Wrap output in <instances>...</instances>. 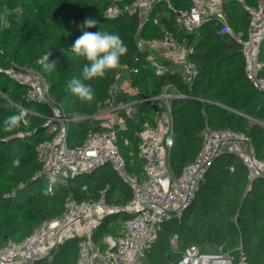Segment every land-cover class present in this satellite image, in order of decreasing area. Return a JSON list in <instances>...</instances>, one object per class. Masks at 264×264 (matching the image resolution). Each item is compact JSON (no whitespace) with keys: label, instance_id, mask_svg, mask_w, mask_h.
Listing matches in <instances>:
<instances>
[{"label":"trees","instance_id":"1","mask_svg":"<svg viewBox=\"0 0 264 264\" xmlns=\"http://www.w3.org/2000/svg\"><path fill=\"white\" fill-rule=\"evenodd\" d=\"M169 1L176 8L188 3V0ZM114 2L0 0V63L8 68L15 62L39 72L56 101L65 105L66 112L83 117L71 122L70 145L82 144L89 132L101 129L94 115L100 110L99 102L107 98L117 70L85 82L91 84L95 94L91 104H81L67 88L73 77H80L86 63L70 48L82 34L79 25L86 18H93L98 21L97 27L88 31L118 34L127 46L121 65H128L125 78L137 91L122 89L116 101L119 104L136 101L134 114L127 117L128 128L119 132V146L128 170L140 176L143 161L139 156L138 133L145 124L155 122L162 108L158 96L169 84L187 95L171 100L174 143L170 163L175 172L179 173L200 151L206 125L246 132L258 156L264 158V126L256 121H264V92L255 89L245 75L241 45L231 35L219 33V25L212 19L191 32L178 28L168 0L157 3L144 21L138 14L109 17L106 11ZM224 7L232 28L245 32L249 14L244 5L239 0H228ZM139 27L140 35L148 39L162 37L169 30L176 32L192 48L189 58L197 73L189 78L179 73L155 74L146 59L149 51L137 50L135 35ZM261 58L264 75V41ZM51 62L56 66L46 68ZM26 93V85L0 72V127L4 118L20 111L16 104L41 113L27 114L28 123L23 122L15 133L0 131V245L21 240L45 220L60 216L70 195L78 200L94 199L105 189L110 203H126L132 198L130 187L109 165L69 178L66 186H51L41 172L36 146L50 137L43 126V115L50 114L52 109L28 100ZM147 98H151L150 103ZM121 113L127 116L126 110ZM257 179L250 181L246 167L233 155L216 158L200 181L193 204L180 216L160 224L157 236L143 256V264H175L192 243L203 251L224 245L225 250L239 256L236 248L241 241L246 264H264V178ZM129 216L117 213L103 219L94 236L102 250L108 246L105 237L116 238ZM171 237H175L176 248L170 242ZM189 239L191 243L186 244ZM77 243L78 237L67 239L54 249L50 258H42L36 264H76Z\"/></svg>","mask_w":264,"mask_h":264},{"label":"built area","instance_id":"2","mask_svg":"<svg viewBox=\"0 0 264 264\" xmlns=\"http://www.w3.org/2000/svg\"><path fill=\"white\" fill-rule=\"evenodd\" d=\"M117 1L108 7L106 13L109 17L123 13L138 14L144 21L161 0ZM227 1L188 0L187 6L176 8L168 0V7L175 12V24L180 29L191 32L212 19L219 25V33L231 35L241 45L248 81L255 89L264 92L261 58L264 0H256V5L239 0L249 14V27L245 32L232 28L224 7ZM154 20L157 21L156 18ZM135 36L138 51L157 48L159 56L151 53L146 56L155 74L179 73L189 78L197 73L195 63L189 58L192 48L184 44L176 32L169 30L162 37L148 39L140 35L139 27ZM127 69L128 65L122 64L116 70L107 98L99 102L100 110L94 117L99 119L101 129L89 132L82 144L70 145L71 122L82 117L68 114L56 102L39 72L15 62L8 68L0 63V72L26 85L28 100L47 104L52 109L50 114L43 115V126L50 137L36 146L41 172L51 186H66L69 178L109 165L132 190V198L126 203H110L105 189L94 199L78 200L68 196L60 216L45 220L21 240H9L0 245V264H36L42 258H50L55 248L72 237H78L76 264H143V256L157 236L160 224L180 216L193 204L199 183L216 158L233 155L246 167L250 181L264 178V158L258 156L251 136L230 127L214 128L210 125L205 126L202 146L195 158L187 162L179 173L173 170L170 163L174 143L171 100L187 95L177 91L172 84L165 86L158 96L162 108L155 122L145 124L138 133L141 139L139 156L143 161L140 176L128 170L119 146V132L128 128L127 117L134 114V103L119 104L116 101V95L122 89L130 92L125 88L128 81L125 83L123 79ZM16 106L25 116L41 115L25 106ZM122 109L126 110L127 116L121 113ZM27 123L25 118L24 124ZM233 167L230 165L231 170ZM117 213L130 216L123 222L116 238L111 235L105 237L108 246L102 250L95 242V232L105 217ZM236 249L239 250L238 258L225 250L224 245L203 251L192 243L183 250L175 264H246L247 255L242 241Z\"/></svg>","mask_w":264,"mask_h":264},{"label":"clouds","instance_id":"3","mask_svg":"<svg viewBox=\"0 0 264 264\" xmlns=\"http://www.w3.org/2000/svg\"><path fill=\"white\" fill-rule=\"evenodd\" d=\"M97 24V20L86 18L79 25L82 34L70 48L76 57L86 61L80 77H73L67 84L70 93L81 104H91L95 98L91 84L85 82L104 78L106 73L120 68L121 58L127 53V46L118 34L102 31L90 32L87 30L97 27ZM55 66V62L45 65L46 68ZM24 121L25 114L23 111L13 113L4 118L0 131L15 133Z\"/></svg>","mask_w":264,"mask_h":264},{"label":"rangeland","instance_id":"4","mask_svg":"<svg viewBox=\"0 0 264 264\" xmlns=\"http://www.w3.org/2000/svg\"><path fill=\"white\" fill-rule=\"evenodd\" d=\"M123 79H124V81H125V83H126L127 81H126L125 75H124V78H123ZM125 88L128 89V90H130V92L132 93V88H131L130 85H127V84H126ZM56 102H57V101H56ZM57 103H58V102H57ZM59 104H60L61 107L64 108L65 111L67 110V108L65 107L64 104H62V103H59ZM70 143H71V142H70ZM71 144H72V143H71ZM224 157H225V156H224ZM234 159L237 160L236 157H234ZM261 179H263V178H258L257 180H258V181H261ZM170 242H171V244L174 246V248L177 247V246H176V240H175V237H171V238H170ZM190 243H191V241H190V239H189V240L187 241L186 244H190ZM103 250H104V249H103ZM235 255H236V257L238 258V253H236Z\"/></svg>","mask_w":264,"mask_h":264},{"label":"crops","instance_id":"5","mask_svg":"<svg viewBox=\"0 0 264 264\" xmlns=\"http://www.w3.org/2000/svg\"><path fill=\"white\" fill-rule=\"evenodd\" d=\"M187 5H188V3H187ZM186 5V6H187ZM181 7H183V6H181ZM248 27H249V24H248ZM148 53H151V54H153V55H156V56H159L160 54H159V52H158V50H157V48H154V49H149V52ZM162 60H165V61H167L164 57H162ZM187 97V96H186ZM136 101H134L133 103H135ZM132 103V102H131ZM133 109H134V107H133ZM70 115H76V114H70ZM78 116V115H77ZM82 119H83V117H82ZM252 120H256V119H253L252 118ZM260 125H263L264 126V121H261V120H256Z\"/></svg>","mask_w":264,"mask_h":264},{"label":"water","instance_id":"6","mask_svg":"<svg viewBox=\"0 0 264 264\" xmlns=\"http://www.w3.org/2000/svg\"><path fill=\"white\" fill-rule=\"evenodd\" d=\"M132 92H134V91H132ZM150 100H151V99H148V102H149V103L151 102ZM78 120H82V118H81V119H78ZM78 120H77V121H78ZM97 168H98V167H97ZM97 168H95V169H97ZM95 169H94V170H95Z\"/></svg>","mask_w":264,"mask_h":264}]
</instances>
